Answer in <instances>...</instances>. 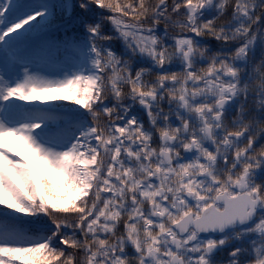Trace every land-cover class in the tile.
<instances>
[{"label":"snow or ice","instance_id":"obj_1","mask_svg":"<svg viewBox=\"0 0 264 264\" xmlns=\"http://www.w3.org/2000/svg\"><path fill=\"white\" fill-rule=\"evenodd\" d=\"M0 264H264V0H0Z\"/></svg>","mask_w":264,"mask_h":264}]
</instances>
